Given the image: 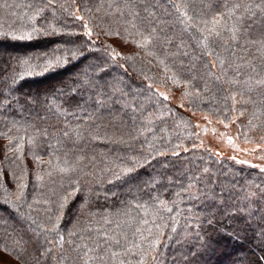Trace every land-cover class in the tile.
I'll return each instance as SVG.
<instances>
[{
    "label": "snow or ice",
    "instance_id": "1",
    "mask_svg": "<svg viewBox=\"0 0 264 264\" xmlns=\"http://www.w3.org/2000/svg\"><path fill=\"white\" fill-rule=\"evenodd\" d=\"M0 6L12 7L9 4ZM25 7L29 11L17 17L18 25L16 22L0 21V38L30 42L60 37L61 41L48 50L9 54L2 58L0 106L19 103L20 98L15 93L27 78L46 76L67 68L70 63H79L93 53H102L105 59L90 64L67 88H56L50 94L46 93L42 100L39 94L31 95L26 101L42 103L53 115L65 117L62 136L71 140L72 147L64 151L63 158L56 155L63 148L59 138L56 145L48 144L53 152L46 162L39 155L33 154L37 168L35 182L41 188H49L54 199L41 201L33 198L29 203V172L27 165L23 163L25 136L11 135V128L8 132H0V136L8 140L4 146L3 162H0V210L6 211L7 215L0 216V222L4 223L6 231L10 221L21 226V234L14 240L16 247L11 252L7 243L0 245V248L9 255L14 254L20 264H169L168 249L175 244L181 251L182 259L179 264H196L198 257L214 251V246L219 242L218 237L239 235L235 228L231 232L228 229L236 223L237 217H241L247 228H258L256 234L261 241V254L248 260L247 264H264V183H249L238 187L236 182L214 180L208 167H204L202 171L183 173L176 178L153 175L135 183L139 180L136 175L138 170L152 167V161L157 157H165L169 153L173 157H179V150L188 152L189 149L181 143L170 148L158 146V141L163 138L155 135V120H164L165 112L171 115V108H162L155 115L147 112L146 106H158L160 98L168 101L170 89L162 92L156 87L152 91L156 81L143 68L140 75L151 81L147 84L148 95L143 99V90H130L122 76L112 74L111 79H105L111 74L112 68L123 69L127 73L125 63L131 62V66L135 68L136 61L140 60L159 68L162 71L159 83L166 88L169 83L182 88L181 100L186 99L196 108L209 100L219 99L217 93H222L224 119L217 116L216 120L228 129L230 124L237 121V116L228 117L229 100L232 102L230 111L236 112L237 104L255 105L257 101L252 94L257 93L259 103L264 106V0H109L106 8L101 0L94 11L87 3L78 4L77 0H71V3L67 0L64 3L59 0H35ZM59 10L79 22L81 31L68 29L66 21L58 25ZM101 12L102 15H96ZM158 12L170 19L163 18ZM47 13H51L50 22L46 19ZM114 17L117 18L113 20L117 25L115 27L106 22V18ZM40 19L46 22L38 24ZM174 25L180 26L179 37L168 32ZM257 32L258 38L254 35ZM185 34L191 44L184 43ZM101 35L117 37L124 44L134 45L137 51L132 54L121 53L107 41L98 45ZM176 39H179L180 45L185 49L183 55L189 58L187 64L181 62L177 65L175 61H169V57L175 55L170 52V48ZM241 39L245 40L243 46L240 44ZM248 44L257 46L259 63L237 56V49L250 52ZM189 48L191 51H188ZM96 59L99 60L98 57ZM245 69L248 71L245 72ZM84 92L88 93L87 98L84 97ZM77 98L85 104H94L98 109L118 106L130 115V132L119 138L109 137L107 133L103 137L111 143L126 146L130 150L129 154L109 161L100 179L103 181V173L107 172L110 174L108 185L115 187L119 182L133 184V187L129 189V199L126 201L128 207L122 210L125 218L121 219L120 213H117L114 228L104 227L113 223L112 213L88 212L89 216L98 217L94 220L97 226L93 227L92 222L87 223L83 229L74 225V230L68 231L66 238L61 231V221L70 198L74 199L78 194L83 196L79 211H86L93 196L99 198L101 195L100 191L89 186L88 178L93 175L89 164L94 165L95 157H88L83 149L76 148L85 138L81 125L78 124L71 131L67 126V115H73L78 120L83 118L76 113H68L64 107L65 104L72 105ZM76 107L82 108V105L77 102ZM180 107H184V104L181 103ZM246 110L240 111L239 116H243ZM259 111L260 116H264V107ZM138 114L144 116L139 125ZM86 116L87 121L92 122L90 127L94 126L96 129L95 135L89 132L91 139H101V126L95 123L94 114L88 112ZM202 118L209 125L213 123L210 114H202ZM248 126L249 132L258 129L262 133L258 142L248 132L243 133V142L255 143L253 148H241L236 143L238 137L234 138L228 132H220L218 138L222 143L226 141L235 152H264V120L257 125L250 119ZM13 127H16L17 132L20 131L15 123ZM195 127L202 126L197 124ZM203 131L207 133L209 129L203 127ZM211 131L216 134L215 127ZM43 135L47 137V129ZM195 135L199 138L198 133ZM27 140L32 145L36 137L29 136ZM137 142L139 152L136 151ZM167 143L171 144L170 137ZM199 146L204 147L203 140ZM205 151L210 157L222 155L221 151L213 153L211 148H205ZM51 155H55V160ZM230 158L240 164L247 163L245 160H238L236 155ZM259 158L264 160V155ZM45 163L46 167H43ZM251 166L258 167L264 173V167L255 164ZM165 179L167 183L164 182ZM9 184L13 187H9ZM57 184L61 189L59 192L50 187ZM169 187H175L176 191L173 199L165 200L161 189L167 190ZM103 188L104 184L101 182L100 189ZM110 195L119 194L115 191H103L105 200ZM186 202L192 206L181 208ZM41 203L47 207L44 209L43 220H37L33 215L34 205ZM253 220L257 221L256 225L252 224ZM237 227L247 231V228L239 224ZM24 232L30 234L31 242L35 245L30 259L25 257L27 241L24 240ZM77 236L79 242L74 239ZM171 264H178L174 256Z\"/></svg>",
    "mask_w": 264,
    "mask_h": 264
},
{
    "label": "trees",
    "instance_id": "2",
    "mask_svg": "<svg viewBox=\"0 0 264 264\" xmlns=\"http://www.w3.org/2000/svg\"><path fill=\"white\" fill-rule=\"evenodd\" d=\"M14 1L16 0H10L9 3H13ZM22 1H25L27 4H29V2H35V0ZM5 2L7 1L0 0V5H3ZM59 2L64 3L65 0H59ZM67 2L71 3V0H67ZM82 2L87 3L88 6L93 8L94 11L95 7L100 5L101 0H77L78 4ZM103 2L106 8L109 0H103ZM120 2H122V0H120ZM26 11H29V9L24 8L23 13ZM109 11L112 10L109 9ZM102 14L103 13L101 12L97 13L96 15L100 16ZM158 15L163 16L165 19H170L169 17L164 16L162 12H158ZM58 17V25L64 24L66 21V27L68 29L73 31H81L79 22L68 17L67 14L63 12V10L58 11ZM46 19L48 22L52 20L51 13L46 14ZM115 19L117 18H106V22L112 24V26L115 27L117 26L113 23V20ZM45 22L46 20L44 19L37 21L38 24H44ZM97 31H99V29H97ZM121 31H123V28H121ZM168 32L170 35L179 37L181 34L180 26L174 25L168 29ZM254 35H256L258 38V32L254 33ZM104 38L105 37L103 35L100 36L99 40L97 41L98 45H100L103 41H107ZM60 41V37L41 38L30 42L19 40L14 41L10 38H0V46L8 48V50L5 52L0 51V56L2 58H6L9 54L17 55L30 52H41L55 47V45ZM184 43L191 44V41L186 34L184 35ZM240 44L243 46L245 44V40L241 39ZM132 46L135 48L134 45ZM247 47L250 49V52H243L242 50L237 49V56H244L248 60H255L257 63H259L257 57H259L260 53L257 51V46L248 44ZM184 50L185 49L183 46L180 45L179 39L174 40L170 48V52L175 53V55H171L169 57V61H175L177 65H179L181 62L187 64L189 58L183 55ZM188 51H191V48H189ZM127 54L132 53L127 52ZM97 57L99 60L96 59ZM104 59L105 57L102 53H93L87 59H83L79 63H70L67 68H62L55 72H51L46 76L27 78L22 82L19 91L15 93V95L19 96L20 98L19 103L13 102L8 106H0V132H8V130L11 128V135L25 136L26 142L24 143L23 163L27 165L29 172V188L27 190L29 203L32 202L33 198L39 199L41 201L48 198H55L52 196L49 188H41L35 182L34 174L37 171V168L36 161L33 159V154L39 155L43 161L46 162L50 158V154L53 152V149L49 148L48 144L51 143L52 145H56L57 138H59L63 148L59 153H56V155H59L61 158H63L64 151L72 147V142L71 140H68L62 136V132L65 130V117L63 115L57 117L53 115L52 112L47 111L42 103H27L26 101L31 95L39 94L42 100L46 93L50 94L56 88H67L71 85L72 81L78 77V72L81 69L84 70L90 64L102 62ZM2 63L3 59L1 61V64ZM108 63H111V61ZM120 63L125 62L120 61ZM125 67L127 68V73H125L123 69L112 68L111 74L106 76L105 79H111L112 74L122 76L127 82L130 90H143V95L141 97L143 99L144 96L148 95L147 84L151 82L150 80H145L143 76L140 75V70L143 68L146 74L149 77H153L156 81L152 91H155V87L157 86L165 87L163 84L159 83L162 75V71L159 68L151 67L147 63L140 60L136 61L135 68L131 66V62L125 63ZM89 70L95 71V69ZM244 71L247 72L248 70L245 69ZM169 86L172 85L169 83L167 87ZM173 88L181 92L183 91L182 88H176L174 86ZM83 95L85 98H87L88 93L84 92ZM217 96L220 98L217 100H209L207 103L200 104L199 108L189 104L186 99L184 107L181 108L170 105L167 101H163L162 98H160L161 103L158 106H153L151 104L146 106L147 112H151L154 115L157 114L162 108H171L173 110L171 115H168L167 112H165L164 120H155V135L157 137L163 138L161 141H158V146L170 148L174 144L181 143L187 147L189 151L184 152L182 149L179 150V157H173L170 153L165 157H157L156 160L152 161V167L141 168L138 170L136 175L139 177V180L135 183H140L153 175H165L176 178L183 173H190L191 171L196 170L202 171L204 167L209 168L214 180L218 179L219 181L226 183L236 182L238 187L246 186L249 183H264L263 174L255 168L244 166L228 159H220L214 155L210 157L208 152L197 150L195 148V146H197V141L194 138V130L190 122V117L186 114L185 110L189 109L193 112L210 114L215 117L218 116L220 119H224L223 111L225 110V104L222 99L223 94L217 93ZM252 96L253 99L257 101V103L255 105L240 104L238 107H236V112L230 111L232 104L231 100L227 102V107L229 109L228 117L231 118L232 116L238 115V123L241 126L246 120L249 121L251 119L253 123L257 125H259L261 121L264 120V116H260L259 111V109L264 106L259 103V96L257 93H253ZM77 102L82 105V108L76 107ZM64 107L67 109L68 113H76L77 115H81L83 117L82 119L78 120L73 115H67V126L68 130L71 131V129L75 128L78 124L81 125V131L84 133L85 138L81 140L78 145H76V148L77 150L83 149L84 154H86L88 157H95L94 165L89 164V169H91L93 172V175L88 178L90 181L89 186L97 191H100L101 195L99 198L93 196V199L86 211H79L80 205L83 203V196L78 194L76 198H70L68 207L65 210L64 218L61 221V231L67 238V232L74 230V225L83 229L86 227L87 223L92 222L93 227H96L97 225L94 223V220L98 219V217L94 218L89 216L88 212H96L100 214L105 212L112 213L113 223L111 225L104 226L106 228L112 229L115 227L117 213H120L121 219L125 218L122 215V210L128 207L126 201L129 199V189L133 187V184H122L117 182L116 186L113 187L112 185L107 184V179L110 178V174L104 172L103 181H101V173L109 161L116 159L119 156H127L130 150L124 145L111 143L108 140L103 139V137L104 134L107 133L109 137L119 138L130 132L132 130L130 115L123 112L118 106L98 109L94 104H85L83 100H80L79 98H77V101H73L72 105L65 104ZM212 109H215L216 111L212 112ZM244 109H247L245 114L243 116H239V112ZM88 112H92L94 114L95 123L101 126V139L92 140L91 136L89 135V132L95 135L96 129L94 126L90 127L92 124L91 121H87L86 113ZM147 112L145 115H147ZM143 120L144 116H140L138 114L137 125H139ZM13 123L19 127V132H17L16 127H13ZM177 124H180V126L177 127ZM25 129H27V132H25ZM45 129H47V137L43 135ZM257 131L259 130L257 129ZM29 136L36 137V140L32 145H29L28 143L27 137ZM169 137L171 138V144L167 143ZM149 138H151V134H149ZM4 140L6 139L4 138ZM6 142L8 143V140H6ZM7 143L2 144L0 147V162H3L5 155L4 146ZM136 151L139 152V142H137ZM51 158L55 160V155H51ZM43 167H46V163ZM101 182L104 184L103 189H100ZM164 182L167 183L166 179ZM9 187L13 186L9 184ZM50 187H54L57 192L61 191L58 184ZM103 191H115L119 195H110L109 199L105 200ZM161 191L163 193V199L171 200L173 199V193L176 191V188L169 187L167 190L161 189ZM122 201L124 203H122ZM191 206V204L186 202L185 204L181 205V208L186 209ZM46 207L47 205L43 203L34 205L33 215L37 218V220H43L45 215L44 209ZM195 210L199 211L198 209ZM6 215V211L0 210V216ZM224 223H227V221H224ZM237 224H239L241 227L247 228L244 219L237 217L236 223H234L232 227L228 229V231L231 232L233 228H235L239 235L236 237H218L219 242L214 246V251H210L202 257H198L196 264H247L248 260L255 259L256 256L260 255L261 241L258 242L257 245L253 246L252 244L255 236L260 239V237L256 234V232H258V228H247V231L245 232L242 231L240 227H237ZM252 224L256 225L257 221L253 220ZM5 227L6 226L4 223L0 222V245L7 243L9 251L11 252V250L16 247V244L14 243L16 236L21 234V226L14 221H10L7 231L5 230ZM8 233H12V235H9ZM23 236L24 240L27 241L25 245L27 249L25 257L26 259H30L35 245L31 242L29 233L24 232ZM74 239L79 242L78 236L74 237ZM87 242L91 243V241ZM10 256L15 260V262L20 263V261L15 259L14 254ZM167 256L169 264H171L173 256L176 258L179 264L182 259L179 246L175 244L171 245L168 249Z\"/></svg>",
    "mask_w": 264,
    "mask_h": 264
},
{
    "label": "rangeland",
    "instance_id": "3",
    "mask_svg": "<svg viewBox=\"0 0 264 264\" xmlns=\"http://www.w3.org/2000/svg\"><path fill=\"white\" fill-rule=\"evenodd\" d=\"M6 1L7 2H5L4 4H9L12 7L11 8H5V7L1 6V8H0V21H4L5 23L16 22L18 25L19 21H18L17 17L23 15V9L26 8L25 6L27 5V3L25 1L23 2L22 0H16L13 3H9L10 0H6ZM104 39L107 40L108 43L113 44V46L116 47L117 50H120L122 53H127V52L133 53V52L137 51L131 44H124L117 37H112V38L105 37ZM7 50H8V48H6L4 46H0L1 52H5ZM1 61H2V57L0 56V64H1ZM82 71L83 70L81 69L78 72V74H80ZM157 87H159L160 91H162V92L170 89V92H168L169 100L167 101L170 105L180 107L181 103L185 104L186 101L181 100V91L175 90V88H173V86H169L167 88L162 87V86H157ZM30 89H33V88H30ZM239 105L240 104H237L236 107H238ZM185 112L190 117V122L193 126L194 138L197 141V146H195V148L197 150L205 151V148H211L213 153L216 151L222 152V155L219 157L220 159H228V160H231V161H234L237 163V161L232 160L230 158L231 156L236 155L238 160L247 161V163H244L241 165L254 168L251 165L255 164V165H260L261 167H264V160H261L259 158L261 155H264V152H261L259 150L255 153L235 152L232 147L227 145L226 141L222 143L221 140L218 138V134L220 132H228L234 138L238 137V139H236V143L241 148H253V147H255L256 146L255 143L245 144L243 142V139H244L243 133H245V132H248V135L253 140H255L257 142L259 141V136L262 134L260 131H257V130L249 132L248 131V127H249L248 126V120H246L244 122V124L241 126L238 123V118H237L236 123L230 124L229 128L225 129L223 127V125L217 123V120H216L217 117H215V116L210 115L212 120H213V123L211 125H209L202 118V114H204V113L195 112L196 114L193 115V111L189 110V109L185 110ZM236 116H238V115H236ZM197 124L201 125L202 127H200V128L195 127V125H197ZM203 127H207L209 129V131L207 133H205L203 131ZM213 127H215V129H216L215 135L211 131V129ZM195 133L199 134V138L197 137V135H195ZM201 140H203L204 147L199 146ZM25 142H26V140H25ZM4 143H7L6 140H4L3 136H0V147ZM238 164H240V163H238ZM255 169L260 171V169L258 167H256ZM262 174L264 176V173H262ZM258 242H260V239L255 236V239L252 241L253 246L257 245ZM0 264H20V263L15 262V260L8 253H5L0 248Z\"/></svg>",
    "mask_w": 264,
    "mask_h": 264
}]
</instances>
